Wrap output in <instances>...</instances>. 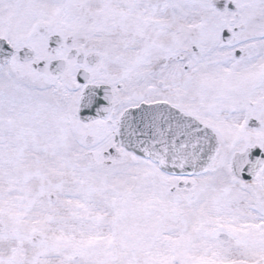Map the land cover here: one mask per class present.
Here are the masks:
<instances>
[{
    "label": "snow or ice",
    "instance_id": "1",
    "mask_svg": "<svg viewBox=\"0 0 264 264\" xmlns=\"http://www.w3.org/2000/svg\"><path fill=\"white\" fill-rule=\"evenodd\" d=\"M0 264H264V0H0Z\"/></svg>",
    "mask_w": 264,
    "mask_h": 264
}]
</instances>
